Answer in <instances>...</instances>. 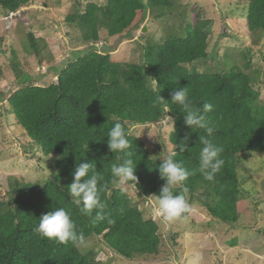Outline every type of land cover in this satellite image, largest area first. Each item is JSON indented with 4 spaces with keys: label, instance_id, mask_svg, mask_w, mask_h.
<instances>
[{
    "label": "trees",
    "instance_id": "obj_1",
    "mask_svg": "<svg viewBox=\"0 0 264 264\" xmlns=\"http://www.w3.org/2000/svg\"><path fill=\"white\" fill-rule=\"evenodd\" d=\"M30 1L0 0V9L7 14ZM201 9L197 5L190 9L195 16L185 26H179L178 34L169 22L164 23L170 13L183 23V10L174 0H103L101 4L90 1L80 8L76 6L66 14L64 23L79 31L80 41L87 47L68 57L63 67L55 68L52 75L56 73L57 80L47 85L37 84L34 77L18 70L13 55L11 64L17 86L0 91V98L7 99L9 114L27 137L23 150L39 145L51 172L49 178L33 184L14 179L0 199V264H99L93 249L79 248L92 235L101 236L115 255L128 260L160 253L159 219L144 217V209L127 190L115 189L112 184V165L129 158L111 153L106 143L107 131L117 121L129 133L132 147L128 151L136 164L137 184L127 185L142 203L150 201L145 207L147 212L165 182L158 166L171 144L170 150L177 151L175 160L191 173L175 192L184 194L189 205L199 201L213 219L237 221L241 187L237 164L246 152L264 151V80H260L259 70H253L251 75L224 59L215 70L197 69L195 63L209 57L208 39L213 23L201 16ZM246 11L248 33L260 32L264 40V0H247ZM149 17L161 20L165 33L158 42L152 37L146 39L138 62L114 59L111 52L115 44L102 45L104 51L87 45L99 41L102 28L107 37H116L119 44L131 29L137 31ZM27 37L31 51L40 55V40L30 31ZM38 62L43 63L39 58ZM1 73L0 66V78ZM259 81L260 86L263 83L262 91L254 87ZM176 87L188 90L197 109L205 103L213 105L205 114L214 127L207 139L223 148L220 158L224 161L215 182L205 180L199 171V151L203 147L200 137L206 133L184 123L183 109L170 99L171 90ZM158 95L162 99L158 100ZM172 124L174 131L170 132ZM137 125H154L159 132L166 125L171 126L166 140L159 137L150 150L132 129ZM185 142L187 148L181 151ZM49 153L56 155L54 171ZM81 160L95 163L102 177L101 198L107 205L104 220H97L95 213L83 214L67 190ZM59 207L69 211L77 225L79 238L75 243L61 244L35 231L40 215ZM174 233L173 242L178 239V232Z\"/></svg>",
    "mask_w": 264,
    "mask_h": 264
},
{
    "label": "rangeland",
    "instance_id": "obj_2",
    "mask_svg": "<svg viewBox=\"0 0 264 264\" xmlns=\"http://www.w3.org/2000/svg\"><path fill=\"white\" fill-rule=\"evenodd\" d=\"M90 1L101 4L103 0H78L79 4L77 0H32L8 21L3 19L6 14L0 9L1 92H6L8 87L14 90L17 86L11 64L13 55L19 64L18 70L34 77L37 84L42 82L47 85L56 80L57 74L52 75L55 68L63 67L68 57L73 53H82L87 47L80 41L79 31L64 23V18L76 6L80 8ZM174 3L179 10H183V23L171 13H167L169 15L164 23L166 25L169 22L170 28L178 34L179 26H185L195 16L190 10L194 5L202 8L200 11L203 18L213 21L208 39L209 57L195 63L199 71L206 68L215 70L220 66V60L224 59L228 64L234 63L251 75L253 70H259L260 80H264V40L260 32L248 33L247 0H174ZM161 23V20L149 17L137 31L131 29L119 44L116 37H107L106 30L102 28L99 30L100 39L94 44L98 47L115 44L111 52L114 59L138 62L146 39L152 37L157 41L164 35V25ZM143 28L146 30L143 31ZM29 31L43 45L39 57L31 51L27 37ZM147 32L148 35L145 34ZM245 53L248 54L246 57ZM38 58L43 63L38 62ZM247 61L249 65H246ZM262 84L260 86L259 81V84L254 85L255 89L262 91ZM7 107V99L0 98V199L14 179L37 183L49 178L48 173L51 172L39 145L23 150L22 144L27 141V137L20 133ZM170 126L166 125L162 132L154 125H137L132 129L152 150L160 140L159 137L166 140ZM170 148L171 144L166 147L165 154L171 151ZM244 155L245 158L236 168L241 187L235 223L213 219L199 201L189 205L188 216L177 219L179 223L174 220L165 221L155 215V200H152V207L147 212L145 207L150 201L142 203L135 190L126 185L125 189L132 200L144 209V217L150 215L159 219L160 253L154 256H135L128 260L115 255L102 237L97 235L85 239L79 248L82 251L93 249L99 264H264V151L246 152ZM49 157L55 160L56 155L52 153ZM175 231L178 232V239L174 241L176 246L173 242Z\"/></svg>",
    "mask_w": 264,
    "mask_h": 264
},
{
    "label": "clouds",
    "instance_id": "obj_3",
    "mask_svg": "<svg viewBox=\"0 0 264 264\" xmlns=\"http://www.w3.org/2000/svg\"><path fill=\"white\" fill-rule=\"evenodd\" d=\"M18 11L19 9L14 12H8L3 19L7 21L9 18L12 19ZM88 45L95 44L89 43ZM95 46L100 48V46ZM178 82L179 80L176 81L177 84H179ZM9 90L10 87H8L7 91ZM159 99L162 98L158 95ZM170 99L183 109L182 113L186 125L190 126L192 130L202 129L206 133V136L200 137L203 147L199 151V171L205 180L215 182L224 161L220 158L223 148L213 145L207 139V137L213 134L214 127L205 114L212 110L213 105L205 103L202 109L195 108L188 96V90L184 87L172 88ZM173 131L172 124L170 132ZM128 135L129 133L125 130L122 123L117 121L107 131L106 136V143L111 153H120L129 157L123 163L113 164L111 167L113 187L121 191L125 189V186L129 182L137 184V177L134 175L136 164L134 165V161L131 158L132 153L128 151L132 147ZM186 140L187 137H185ZM184 148H187L186 142L181 146V151ZM51 154L49 153L48 156H51ZM176 155L177 151L174 148L168 152L158 166L159 175L165 182L161 185L159 194L156 195L155 215L169 222L184 217L190 212L186 196L184 194H177L175 189L181 186L191 173L175 160ZM101 179L102 177L97 171L95 163L81 160L74 168L73 180L67 189L73 204L80 207V211L85 215L92 216L95 213L97 220H104L106 218L105 209L107 205L101 198ZM183 191L186 192L187 189L184 188ZM35 231L41 236L55 240L61 244L75 243L79 238L75 221L72 219L70 212L63 207L41 214Z\"/></svg>",
    "mask_w": 264,
    "mask_h": 264
},
{
    "label": "water",
    "instance_id": "obj_4",
    "mask_svg": "<svg viewBox=\"0 0 264 264\" xmlns=\"http://www.w3.org/2000/svg\"><path fill=\"white\" fill-rule=\"evenodd\" d=\"M146 30V28H143V31H145Z\"/></svg>",
    "mask_w": 264,
    "mask_h": 264
},
{
    "label": "crops",
    "instance_id": "obj_5",
    "mask_svg": "<svg viewBox=\"0 0 264 264\" xmlns=\"http://www.w3.org/2000/svg\"><path fill=\"white\" fill-rule=\"evenodd\" d=\"M14 119V118H13Z\"/></svg>",
    "mask_w": 264,
    "mask_h": 264
}]
</instances>
